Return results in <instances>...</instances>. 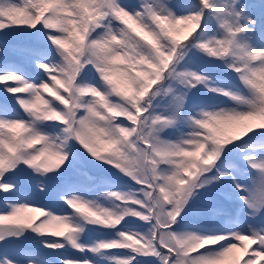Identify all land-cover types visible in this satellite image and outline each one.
Here are the masks:
<instances>
[{"label": "snow or ice", "instance_id": "1", "mask_svg": "<svg viewBox=\"0 0 264 264\" xmlns=\"http://www.w3.org/2000/svg\"><path fill=\"white\" fill-rule=\"evenodd\" d=\"M0 264H264V0H0Z\"/></svg>", "mask_w": 264, "mask_h": 264}]
</instances>
